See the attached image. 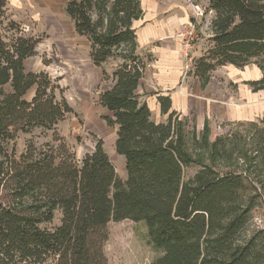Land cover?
Wrapping results in <instances>:
<instances>
[{
    "label": "trees",
    "instance_id": "1",
    "mask_svg": "<svg viewBox=\"0 0 264 264\" xmlns=\"http://www.w3.org/2000/svg\"><path fill=\"white\" fill-rule=\"evenodd\" d=\"M6 11L7 0H0V264H108L109 224L126 219L145 222L151 243L163 251L154 264H264V226L247 233L254 202L245 196V172H219L198 161L186 141L187 122L175 112L157 122L139 98L146 59L138 51L134 21L143 15L141 0L66 3L75 31L90 43L93 63L112 80L99 102L109 112L103 119L117 128L115 148L125 158L126 179L102 139L79 160L56 134L73 109L47 73L26 71L24 61L36 54L39 39L18 35L7 41ZM208 11L213 35L189 73L206 80L218 66L243 67L264 56V0H209ZM8 26L19 28L12 20ZM111 60L118 63L109 74L103 66ZM263 80L251 83L264 87ZM33 87L34 96L26 98ZM158 100L168 113L170 98ZM34 129L53 131V139L40 145L29 140L17 156L12 143L18 133ZM200 134L213 158L248 159L243 136L210 141L205 124L192 132L193 143ZM251 149V166L264 171V127ZM195 163L200 169L186 180L185 168ZM57 210L60 223L42 227Z\"/></svg>",
    "mask_w": 264,
    "mask_h": 264
},
{
    "label": "rangeland",
    "instance_id": "2",
    "mask_svg": "<svg viewBox=\"0 0 264 264\" xmlns=\"http://www.w3.org/2000/svg\"><path fill=\"white\" fill-rule=\"evenodd\" d=\"M67 1L7 0L6 18L2 24V33L9 42L18 35L39 39L36 54L26 58L24 66L26 71L47 73L50 79L61 88L60 92L57 90L58 96L64 97L72 107L73 111L57 124L56 134L63 136L65 142L75 152L77 159L81 160L86 153L92 152L97 140L102 139L104 148L115 164L118 175L126 179L125 158L117 153L115 148L117 128L109 126L103 119V116L109 112L99 102L100 92L110 86L112 80L104 79L101 67L93 63L90 56L89 41L75 31L73 21L66 12ZM186 2L191 8L192 16L196 4L205 11L202 19L197 20L198 38L190 51L193 57L190 69H186L187 62L181 46L185 69L190 71L193 69L195 58H198V55L194 57L195 50H206L209 46L208 39L213 35L211 27L213 13L207 12L208 4L205 0H186ZM11 20L18 24V29H12L8 26V22ZM193 20L194 18L191 22ZM179 38L181 40L180 36ZM117 63L116 60H111L103 67L109 74H112ZM251 65L261 70L260 79H263L264 56L253 58L243 68ZM149 82H151L149 76L144 78L147 89H150ZM251 82L246 81L245 83L256 91L264 90V87L253 86ZM262 84L264 86V80ZM34 93L35 88L33 87L26 94V98L31 99ZM141 94L147 95L145 91ZM150 98H154V95ZM153 118L157 121L159 117L153 113ZM221 126L211 133L210 141L224 135L238 134L239 137L243 136V154L248 152V159L243 156L232 160L213 158L210 154V148L205 147L202 142L201 134L199 141L193 143L192 132L195 129L191 126L187 128L186 141L192 156L198 161L200 159L201 163L213 165L219 172L243 170L248 176L249 189L245 196L251 197L250 201L254 202L251 219L247 227V233L250 234L253 230L264 226V171L259 170V167L251 166L253 163L251 161L253 156V152H251L252 142L255 133L264 127V116L253 121H237ZM52 139L53 131L34 129L30 133L19 132L12 145L17 156H19L25 150L29 140H34L40 145ZM247 167H250V170ZM199 169L200 165L196 163L185 168L184 178L186 180L191 178ZM61 216L60 210H57L54 220L50 223H42V227L54 228L60 223ZM109 230L110 237L105 244L108 264H154L163 253L161 249L151 243L148 228L144 221L136 222L126 219L111 222ZM44 264H54V261L50 259Z\"/></svg>",
    "mask_w": 264,
    "mask_h": 264
},
{
    "label": "crops",
    "instance_id": "3",
    "mask_svg": "<svg viewBox=\"0 0 264 264\" xmlns=\"http://www.w3.org/2000/svg\"><path fill=\"white\" fill-rule=\"evenodd\" d=\"M205 2L209 4V0ZM141 5L143 15L134 21V27L146 70L137 93L147 101L152 116L154 113L159 117L157 122H165L168 114L175 112L187 122V128L191 126L197 133L208 124L211 135L223 124L264 116V90L256 91L245 83L260 79V69L221 65L206 80L185 69L178 32L193 18L186 0H141ZM204 51L195 50L194 57ZM148 76L150 89L144 84ZM144 91L147 95L141 94ZM159 96L170 98L168 113H162Z\"/></svg>",
    "mask_w": 264,
    "mask_h": 264
},
{
    "label": "built area",
    "instance_id": "4",
    "mask_svg": "<svg viewBox=\"0 0 264 264\" xmlns=\"http://www.w3.org/2000/svg\"><path fill=\"white\" fill-rule=\"evenodd\" d=\"M211 12L212 11H208ZM193 18L194 20L188 24V26L183 27L180 32L179 36L182 40V47H183V55L186 58V69H190L193 62V57L190 54V51L192 47L194 46L195 41L198 38V32H197V20H201L202 17L205 15V11L203 8H201L200 5H195V10H193Z\"/></svg>",
    "mask_w": 264,
    "mask_h": 264
}]
</instances>
